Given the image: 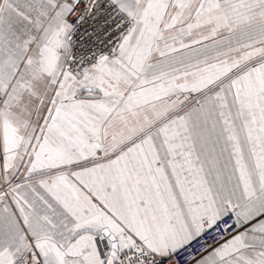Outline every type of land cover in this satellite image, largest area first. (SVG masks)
<instances>
[{
    "label": "snow or ice",
    "instance_id": "6c2138e0",
    "mask_svg": "<svg viewBox=\"0 0 264 264\" xmlns=\"http://www.w3.org/2000/svg\"><path fill=\"white\" fill-rule=\"evenodd\" d=\"M0 264H264V0H0Z\"/></svg>",
    "mask_w": 264,
    "mask_h": 264
}]
</instances>
